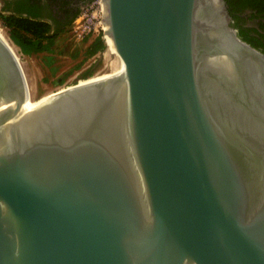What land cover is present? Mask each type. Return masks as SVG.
<instances>
[{"label": "water", "instance_id": "1", "mask_svg": "<svg viewBox=\"0 0 264 264\" xmlns=\"http://www.w3.org/2000/svg\"><path fill=\"white\" fill-rule=\"evenodd\" d=\"M103 3L124 69L34 105L0 37V264H264V52L225 0Z\"/></svg>", "mask_w": 264, "mask_h": 264}, {"label": "rangeland", "instance_id": "2", "mask_svg": "<svg viewBox=\"0 0 264 264\" xmlns=\"http://www.w3.org/2000/svg\"><path fill=\"white\" fill-rule=\"evenodd\" d=\"M0 27L9 41L13 44L9 38L7 29L2 26L1 22ZM57 43L53 53H43L32 57L23 55L20 49L15 46L19 61L21 62L29 84L32 101L78 83H88L86 81L91 82L112 73L110 61L116 57L114 53L108 50L110 51H107L108 57H105L104 52H101L84 63L80 70H76L70 76H66L83 59L82 55L78 58H73V54L76 52L81 54L88 44L76 40L73 37L70 28L60 35ZM94 65L95 67L91 78H89V80L81 78L87 69ZM64 78L65 81L61 84V79Z\"/></svg>", "mask_w": 264, "mask_h": 264}, {"label": "trees", "instance_id": "3", "mask_svg": "<svg viewBox=\"0 0 264 264\" xmlns=\"http://www.w3.org/2000/svg\"><path fill=\"white\" fill-rule=\"evenodd\" d=\"M10 11V7H4L0 9V22L3 27L8 31L9 38L15 46H17L21 53L27 57L34 55H40L43 53H53L57 39L62 34V31H52V25L45 21L33 16H23L24 9L17 8L16 14H7ZM80 10L74 15L71 22L79 15ZM238 31L239 36L252 46L264 52V36L259 35L255 29H244L238 24L234 25ZM258 34L257 36L254 35ZM83 43L88 44L86 49L79 54V52L73 54V58H78L82 55L83 59L78 63L66 76H70L76 70H80L84 63L89 59L95 57L97 54L104 52L106 45L101 36L94 39H85ZM94 66L87 69V71L81 76L83 79H89L93 75ZM61 84L65 81L61 79Z\"/></svg>", "mask_w": 264, "mask_h": 264}, {"label": "flooded vegetation", "instance_id": "4", "mask_svg": "<svg viewBox=\"0 0 264 264\" xmlns=\"http://www.w3.org/2000/svg\"><path fill=\"white\" fill-rule=\"evenodd\" d=\"M90 0H0L1 8L10 7L7 14H16L17 8L24 9L23 16H33L52 25V31L71 30L74 15ZM233 25L244 29H255L264 36V0H225ZM15 10V11H14ZM254 35H258L255 34Z\"/></svg>", "mask_w": 264, "mask_h": 264}, {"label": "built area", "instance_id": "5", "mask_svg": "<svg viewBox=\"0 0 264 264\" xmlns=\"http://www.w3.org/2000/svg\"><path fill=\"white\" fill-rule=\"evenodd\" d=\"M104 3L103 0H90L74 19L71 26V33L76 40L94 39L101 36L106 45L104 55L109 49V40L103 34L104 25Z\"/></svg>", "mask_w": 264, "mask_h": 264}, {"label": "bare ground", "instance_id": "6", "mask_svg": "<svg viewBox=\"0 0 264 264\" xmlns=\"http://www.w3.org/2000/svg\"><path fill=\"white\" fill-rule=\"evenodd\" d=\"M0 37H1V39H2L5 43L8 44V46L11 48L12 52H13L15 55H17V51H16V47H15V45L13 46V44L9 41V39L6 37L4 31L1 29V27H0ZM109 46H110V47H109L108 50H110L112 53H114V54H115V57H116V58H114V59H112V60L110 61V66H111V70H112L111 72H112V73L109 74V75H105V76H103V77H100L99 79L94 80V81H91V82L86 81V82H88V83H84V82H82V83H84V84H81V83H80L79 86H83V85H86V84H89V83H92V82H95V81H98V80L104 79V78H106V77H108V76H110V75L120 73V72L124 69L122 59H121V57L119 56V54L113 49L111 42H109ZM110 51H108V52H110ZM108 52L105 54V57H108ZM17 56H18V55H17ZM51 96H52V94H49V95H47V96H44V97L42 98L41 102L44 101V100H46L47 98H49V97H51ZM28 104H29V105H34V104H36V103H34V102L31 100V95H30V97H29V103H28Z\"/></svg>", "mask_w": 264, "mask_h": 264}, {"label": "crops", "instance_id": "7", "mask_svg": "<svg viewBox=\"0 0 264 264\" xmlns=\"http://www.w3.org/2000/svg\"><path fill=\"white\" fill-rule=\"evenodd\" d=\"M9 14V13H8ZM59 40V38L57 39V41ZM58 44V43H57Z\"/></svg>", "mask_w": 264, "mask_h": 264}]
</instances>
